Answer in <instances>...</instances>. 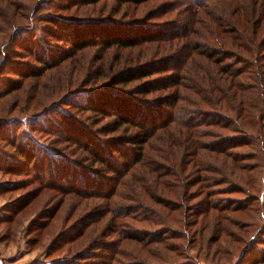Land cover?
<instances>
[{"label": "trees", "instance_id": "1", "mask_svg": "<svg viewBox=\"0 0 264 264\" xmlns=\"http://www.w3.org/2000/svg\"><path fill=\"white\" fill-rule=\"evenodd\" d=\"M99 1L106 0H63L62 4L58 0H40L37 11L46 10L50 5L62 9ZM128 1L135 0H116L119 7ZM224 1L230 6L223 4L219 10V5L222 4L219 0L212 1V6L208 3L209 0H187L190 5L189 15L183 30L178 26L173 28L148 23L147 19L131 23L113 16L92 14L89 17L75 12L72 15L48 13L45 21L49 23L45 30L34 23L29 24L30 22L7 16L15 35L26 32V29H41L64 42L65 46L60 47L58 43L42 40L40 33L25 42L12 37L8 44L3 42L4 39L0 40V123L3 125L0 126V138L6 141L12 139L15 145L14 139L22 133L21 141L27 139L29 144L32 141L33 146L26 145V149L25 145L22 148V145H18V154L13 155L22 159L24 164L29 159L34 162L36 153L32 152L41 147L40 156L49 155L53 160L54 170L47 174L48 170L42 163L44 157L37 159L33 169L30 170L24 164L22 169H28V173L33 171V179H39L45 186L43 188L55 190L62 196L75 194L81 198H94L95 203H82L84 208L94 204L101 206V214L93 217L94 212H91L89 218H92L88 224L105 217L99 221L101 225H93L94 230L107 228L105 234L114 233L117 243L125 239L137 240L138 235L135 234L142 232L129 228L124 230L126 225L123 219L126 217L137 220L144 218L148 223L157 225L152 231L148 229L151 232L145 235L146 245H150V237H155L151 239V243L164 242V239L173 236L185 237L183 228H177L175 224L187 227L194 223L186 217L189 208L182 207V202L190 195L192 198H201L193 214L198 215V221L202 224L200 232L208 228L211 232L209 239L214 243L220 241L222 235L230 234L227 230L234 223V212L247 216L250 214L253 226L257 225L259 218L260 222L264 220V0H255L252 5H247L244 0ZM177 6L173 2H165L157 7L156 14L151 17L164 15L168 11L166 8L176 9ZM203 9L210 13L208 18L200 15ZM144 13L146 12L141 13L142 16ZM195 21H205L204 32H200L198 27L194 28ZM196 31L197 35L193 36ZM145 32L149 33V37L142 36ZM137 33L140 36L137 37ZM183 36L185 38L180 44L174 42L179 47L176 49L179 53L162 56L170 60L167 61L170 62L167 67L160 61L162 57L136 62L134 65L131 62L138 54L124 57V52L118 50L122 54L120 59H124L115 66V72L111 73L105 87L94 91V102L88 104L86 109L116 117L115 123L110 124L111 128L105 133H117L126 126L124 136L111 134L104 140L99 138V132L90 138L89 132L80 133V130L67 126L60 129L62 131L57 130L56 139L72 141L79 149L82 147L89 152L88 157L93 161L90 162L91 165H81L82 158L72 161L64 148L50 146L38 137L35 138L33 129L29 126L30 121L37 122V128L45 132H51L56 125L61 128L58 122L50 127L39 123L51 109V106L45 107L38 101L40 79L52 74H63L62 71L69 64L74 72L73 77L78 78L84 72L82 78L87 76V80L93 81L103 73L102 64L98 65L102 68L93 72L94 68L91 69L83 56L90 51L87 49L99 43L102 44L105 57L110 47L132 48L152 38L178 39ZM205 41L210 42L206 44ZM14 44L16 48L24 49L27 58L25 61H10L6 64L11 57L10 53L14 56L21 54V50L18 52L16 48L11 52L7 51L6 46ZM260 47L263 50L259 51ZM130 57L132 61L127 63L126 60ZM169 70L173 72L167 76L153 77L158 72ZM92 75L96 76L93 78ZM138 81L137 85H132ZM63 88L64 83L59 82L58 91ZM153 93L157 95H152ZM54 98L52 99H64L59 94ZM183 99L198 107L193 109L180 104ZM30 116L33 117L32 120ZM18 123L23 124L21 131L17 129ZM254 158L258 160L253 163L245 161ZM0 163L5 164L2 161ZM58 175L62 177L60 180L56 179ZM171 175L176 178H171ZM194 185H198L199 189L193 194L189 187ZM215 186L218 187L214 188ZM35 192L38 195L39 189ZM221 192L242 193L243 200L237 203L233 197L226 198L225 201L219 195L215 197ZM157 195H162L163 199L158 201L161 209L154 210L146 203V199H155ZM122 199L130 201L126 203L120 201ZM27 201L28 199L25 200ZM23 206L13 211L19 212ZM77 207H80V200L77 201ZM135 208L140 209L142 214L134 213ZM149 210L153 213L150 214ZM251 211H255L254 215ZM107 214L111 215L107 217ZM53 215L48 213L47 218L39 221V225L48 227L49 218L54 217ZM245 226H249V236L252 229L258 230V227L251 228L249 224ZM162 228L165 230L161 231ZM260 228L259 232L264 233V225ZM174 232L178 234H173ZM155 233L158 235H153ZM64 234L66 233L58 232L46 249L52 252L55 246L62 247L68 241L66 239L63 242L61 239ZM107 245L111 252L106 257L112 260L105 264H112L116 255L119 258L114 264H152L149 262L150 256L160 260L159 264L173 262V256L160 251L159 247H151L144 253L141 249L144 259L135 260L142 256L124 248L112 249V243ZM219 250L220 247H217L216 253ZM222 251L232 255L229 252L232 249ZM81 255V252H76L70 257H51L52 260L46 259L42 264H80L77 259L84 258ZM123 256L133 258V261L125 263L121 258Z\"/></svg>", "mask_w": 264, "mask_h": 264}, {"label": "rangeland", "instance_id": "2", "mask_svg": "<svg viewBox=\"0 0 264 264\" xmlns=\"http://www.w3.org/2000/svg\"><path fill=\"white\" fill-rule=\"evenodd\" d=\"M39 1L40 0H0V11H2V16H0V40L4 39L3 42L5 41L6 44H8V41H10L11 39L10 37H12L13 39L16 38L17 41L22 40L23 42H25L30 38H33L35 35H39L40 33L42 35V40H49L55 44L58 43L60 47L65 46L64 42L59 41L56 38L50 36L47 32H42L43 30L41 29L38 30L39 32L34 29H26V32H19L18 35H15V30L11 29L12 26L9 23V18L7 19L8 15L16 17V19L24 20V22H30L29 24L34 23L38 26H42V29L45 30L47 29L49 23L45 21V17L48 13L52 14L53 12L59 13V15H65L66 13H70V15H72V13L75 12L76 14L80 13L89 17H92L93 15H103V17L113 16L119 20H125L126 22L130 21L131 23L136 20L147 19L148 23H154L164 27L173 26V28L178 26L177 28H181L183 30L186 26L187 16L189 15L188 10L190 7L189 2H187V0H135L123 2V5L121 7H119L116 0H106L105 2L99 1L97 3L85 4L77 7L74 6L72 8L62 9H59V7H54V5H47L48 7L46 10L37 11V5L39 4ZM62 1L63 0H58V2L61 4ZM212 1L215 0H209L208 2L211 6L213 3ZM219 1L220 3H222L221 5H219V10L220 8H222L223 4L228 7L230 6V4L224 0ZM244 1H246L247 5H252L255 0ZM165 2H173L175 3V5L178 6L176 9L170 7L166 8L165 10L168 11H166L164 15L158 14L151 17L152 15L156 14L157 7L159 5L165 4ZM105 5L107 6L105 7ZM142 12L146 13H144V15L142 16ZM209 14L210 13L205 9L201 10L200 13V15L204 18H208ZM204 24L205 21H195L194 28L198 27V30L200 32H204ZM51 29L52 28H50V30ZM147 35H149V33L145 32L142 36ZM192 35L196 36L197 31ZM138 36L140 35L138 34L137 37ZM184 38L185 36L178 39H175L174 37H169L166 39L159 38V40L152 38V40L140 43L137 46H132V48L110 47L107 49L108 52L105 53V57L102 50V44L99 43L98 45H94L93 47L87 49L90 51H87V53L83 56V58L87 59V61L89 62L88 65L91 66V69L92 67L94 68L93 72H97V68L100 69L103 67L102 74H100L96 78H94L96 75H94V77L92 75V77L94 78L93 81L87 80V76L82 78L84 72H81L78 78L76 76V78L73 77L74 72L72 70V66L69 64L64 69V71H62L63 74H52L48 78H44L43 80L40 79L41 82L37 88V96H39L38 101L40 105H45V107L51 106V109L43 115V119H40L39 123L40 125L47 124V127H50L53 126L51 124H54V122H58L61 125V128L56 125V127L54 126V129H52L51 132H45L44 130L37 128V126L35 125L37 122L32 123L30 121L29 126L32 127L35 138L38 137L39 140L43 141L44 143L50 146L64 148V151L68 154L69 158L72 161L83 159L82 162H80L81 165H91L90 162L93 161L90 157H88L89 152L87 150H84L82 147L79 149L78 146L72 141H62V139H56L58 138L56 134V132H58L57 130L62 131L60 129H63L67 126L68 128L71 127L76 130H80V133L83 131L84 133L89 132L90 138H93L96 132H99V138L104 140L108 139L111 134H118L124 136L127 131V128H125L126 126L122 127L121 130L117 133H105V131L111 128H109L110 124L115 123L114 120L116 117H114L113 115L106 116V113H101L98 110L86 109V107H88V104L94 102V99L96 97L94 91L105 87V84L111 77V73L115 72V66H118L121 60L124 59V57L130 56L132 54L135 55V53L138 54L139 56L137 58H134L133 61L131 60L132 57L126 60L127 63L132 61L131 63L135 65L136 62H142L147 60L152 61L154 58L158 59L159 57L165 56L168 53H179V51L176 50L179 47L177 44L175 45L174 42H178L180 44ZM6 39L8 40L6 41ZM205 42L207 44L210 41ZM15 45L16 44L10 46L7 45V51L11 52L12 49L17 47ZM259 45H261V43H259ZM255 47L257 48V45ZM1 49L2 46L0 47V50ZM16 49H18L16 50L18 52L21 50V54H19V56H14L13 53H10L11 57H9V60L6 64H8L10 61L16 62L19 60H26L27 55H25L24 49ZM119 49L124 52L123 59H120L122 54L118 53ZM261 50H263V47H260L259 51ZM250 57H253L254 59V56L250 55ZM160 61L163 62V65H166L165 67L170 64V62H167L170 61L167 58L162 57ZM174 63L176 62L174 61ZM100 64H102V67L98 66ZM172 72V70H169L167 72H158L154 74L153 77L167 76L168 73ZM5 73L12 74L10 72ZM59 82L64 83V88L60 92L58 91ZM139 82L140 81L132 85L135 86ZM56 94H59V96L64 99L54 100ZM157 94L160 93L158 92ZM157 94L153 93L152 95ZM102 96L104 97V95ZM180 104H184L185 106H188V108L190 107L193 109L198 107L194 106L191 101L184 99L183 101H180ZM14 112L16 111H13V113ZM30 118V120L33 119V117L31 116ZM80 120L81 123L79 124ZM16 125L18 126L17 129L21 131L23 124L18 123ZM0 126L3 125L0 123ZM4 126L6 127V125ZM1 128L2 127H0V129ZM20 135L17 136L16 139H14L16 141L15 145L12 143V139L6 141V139L0 138V162L2 161V163H5H0L1 264H42L43 261L46 259L52 260L55 257L62 258L63 256L70 257V255H73L76 252H81V257H84L81 260L77 259V262L80 264H105L108 260H112L111 258L106 257V254L111 252L110 249L107 248V244L109 243H112V249L124 248V250L133 251L134 253L138 254V256L139 254L141 255L142 250V253H144L147 249H150L151 247H159L160 251L173 256V262H171L170 264L174 262H184L185 264H264V233H262V231L259 232V229H261V225H264V220L260 222L259 218L257 225L253 226L251 222L252 217H250V214L247 216V214L244 215L242 213L234 212L232 214V217L234 218V223L232 224V227H229L227 230V232H230V234L222 235L220 241L214 243L209 239L211 232L208 230V228H205L204 230H202V232H200L202 224H200V222L198 221V215L193 213L195 212L196 207L200 204L199 201L201 198H192V195L188 196L185 201L182 202V207L184 209L189 208L186 217L190 218L191 221L194 223H191V225H188L187 227L180 223L175 224L177 228H183L182 233L185 235V237H174L173 234H178V232H174L172 234V238L170 237L164 239L165 243L163 241L158 243H151V239L155 237H150L148 238V242H150V245H146L147 243H144L146 242L145 235H149L148 232L157 228V225L148 223L144 218L137 220L133 219L132 217H126L125 219H123L126 225L124 230H128L129 228L130 230L132 229V231L140 230L142 232H139V234H135L138 235L137 240L125 239L123 240V242L117 243L114 233L105 234L107 233V228L103 227V229L101 227L97 231L94 230L93 225L98 226L99 221L103 220L105 217L103 219L100 217L98 222L88 224L91 222L90 219L92 217L89 218L91 212H94L93 217H95V215L101 214V206L97 207L94 204L91 207L84 208V205L82 206V203H91L93 201L95 203L96 200L94 198H81L80 196H75V194H68V196H62L61 193H57V191L55 190L52 191L50 190V188H43L45 186L41 184V181L39 179H33V171L31 173H28V169H22V166L24 164L23 160L14 157L18 154V145H22L21 148L23 147V145H25V149L26 145L31 144V147L33 145L31 143L32 141H30L29 144V141H27V139L21 141ZM89 141H91V139H89ZM41 150L42 148L38 147L37 150L33 151L32 153H36L35 161L33 162L31 159H29L27 161L28 163H25L24 165L28 166L31 170L33 169V164L37 163V159H41L40 157H44L42 163H44V166L47 168L48 174L54 170L52 168L54 167L52 162L53 160L50 159L49 155L40 156L39 151ZM10 157L11 160L7 161V158ZM257 160L258 159L254 158L246 159L245 161L248 163H253ZM7 164H10L8 168H6ZM170 177L173 179L176 178L172 175ZM60 178L62 177L58 175L56 179L60 180ZM216 187L218 186H215L214 188ZM38 189L39 192L37 195L35 191H38ZM40 189H42V191H40ZM198 189V185L189 187V191H193V194ZM218 195L219 198L223 201H225L226 198L231 197H233V200H235V202L237 203L243 200L242 193L238 192H221L219 194H216L215 197H218ZM161 196L157 195V198L152 200L146 199V203L150 205L154 210H157L161 207L160 203L158 202L159 200L163 199ZM64 197L66 199H63ZM26 199H28L27 202H25ZM79 200L80 207H77V201ZM120 201L127 203L130 200L125 201L122 199ZM22 205L24 206L22 207L21 211L19 210V212L17 211V213L15 210L13 211V209L17 210ZM133 211L134 213L142 214V211L138 208L133 209ZM48 213L54 214V217L52 218L48 216L50 217L49 226L45 227L43 225H39V221H42L43 219L47 218ZM149 213L152 214L153 211H150ZM250 213L254 215L255 211H251ZM108 215L111 214H107L106 216L108 217ZM245 224H249L251 228L258 227V230L255 231L254 229H252V234L249 236V226H245ZM164 230L165 228H162L161 231ZM57 231L61 233H66L62 235L61 239L63 240V242H65L66 239L68 241L62 247L55 246L52 252L50 250L48 251L46 248L49 245V242L54 239V236L58 233ZM153 235H158V233H155ZM240 237L243 240L240 239ZM140 240L144 241L142 242ZM217 247H220L218 253H216ZM223 249H232V251H229L232 253V255H228V253L224 254L222 251ZM116 256L117 257L113 259L112 264L118 262L119 256ZM123 257L121 258L122 260H124L123 262L125 263L129 262L130 260L133 261V258L128 259L125 256ZM139 259L144 258L143 256L137 257L135 260ZM159 261L160 260L155 257H149V262L152 264H159Z\"/></svg>", "mask_w": 264, "mask_h": 264}]
</instances>
